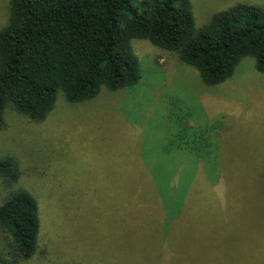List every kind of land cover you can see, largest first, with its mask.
I'll return each mask as SVG.
<instances>
[{"label":"rangeland","instance_id":"374dc122","mask_svg":"<svg viewBox=\"0 0 264 264\" xmlns=\"http://www.w3.org/2000/svg\"><path fill=\"white\" fill-rule=\"evenodd\" d=\"M191 3L198 29L237 4L264 6ZM9 17L10 0H0V29ZM132 47L136 85L75 103L61 91L42 123L7 115L0 153L27 170L48 248L25 264H264V73L255 58L208 85L179 54L147 39Z\"/></svg>","mask_w":264,"mask_h":264},{"label":"trees","instance_id":"16d2710c","mask_svg":"<svg viewBox=\"0 0 264 264\" xmlns=\"http://www.w3.org/2000/svg\"><path fill=\"white\" fill-rule=\"evenodd\" d=\"M136 38L179 54L208 85L232 77L248 56L264 73V6L237 4L198 29L191 0H10L0 29V132L10 111L45 121L61 91L75 103L97 97L103 87L115 92L136 85ZM26 174L17 155L0 153V264L48 254L39 200Z\"/></svg>","mask_w":264,"mask_h":264}]
</instances>
